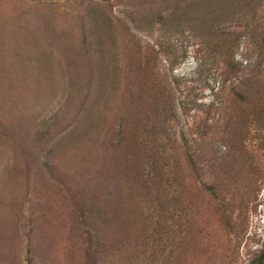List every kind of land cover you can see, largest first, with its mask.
I'll return each instance as SVG.
<instances>
[{"label":"rangeland","instance_id":"obj_1","mask_svg":"<svg viewBox=\"0 0 264 264\" xmlns=\"http://www.w3.org/2000/svg\"><path fill=\"white\" fill-rule=\"evenodd\" d=\"M263 99L264 0H0V264H252Z\"/></svg>","mask_w":264,"mask_h":264},{"label":"trees","instance_id":"obj_2","mask_svg":"<svg viewBox=\"0 0 264 264\" xmlns=\"http://www.w3.org/2000/svg\"><path fill=\"white\" fill-rule=\"evenodd\" d=\"M234 45V43H233ZM233 45H230L229 53L226 54L228 56V59L226 61V73H236L238 74L239 72L242 71V63L237 60L236 55L233 52ZM237 76V75H236ZM238 98L239 100L245 105H252V102H250L247 99V95L249 94V91L245 87V89H242V91H238ZM255 110L254 114L251 116V125L247 123V131L250 133L252 130V126L255 127L257 133V137L259 140V149L261 150V156L264 158V99L260 100V103H255L254 104ZM120 134H124V127L122 126L120 129ZM124 140L123 138H120ZM122 142V141H121ZM123 144V143H121ZM118 148V146H117ZM262 162L257 163V171L258 174H261L264 178V159H261ZM116 183L115 180L111 182V184L115 185ZM118 184V183H116ZM207 190L211 192L212 194L216 195V189L215 185H207ZM114 190H111L107 194H102L101 196H98V199L96 201H91L90 198L85 200H82L83 207V214H87L89 217H94L95 219H101L103 222H109L108 218L113 217L112 221L115 220V218H118L119 215L115 216V214H112L115 212L116 208L119 205H123L126 203V198L123 193H120L117 191L116 185L113 187ZM118 192V193H117ZM77 198V197H75ZM77 201V200H76ZM100 205H102V208L97 209ZM86 216V215H84ZM228 229H234L235 232H238L239 229H237V226H234L233 223L229 222L228 223ZM264 263V250L261 251V253L256 256L252 264H263Z\"/></svg>","mask_w":264,"mask_h":264}]
</instances>
